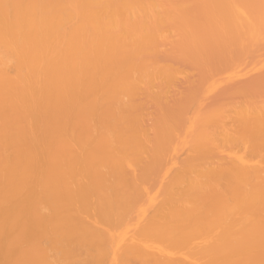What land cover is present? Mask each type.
I'll use <instances>...</instances> for the list:
<instances>
[{"label":"bare ground","instance_id":"6f19581e","mask_svg":"<svg viewBox=\"0 0 264 264\" xmlns=\"http://www.w3.org/2000/svg\"><path fill=\"white\" fill-rule=\"evenodd\" d=\"M0 264H264V0H0Z\"/></svg>","mask_w":264,"mask_h":264}]
</instances>
